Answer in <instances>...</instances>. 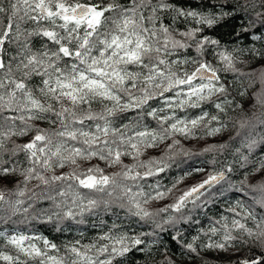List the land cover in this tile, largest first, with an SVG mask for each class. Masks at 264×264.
<instances>
[{
  "label": "clouds",
  "instance_id": "clouds-1",
  "mask_svg": "<svg viewBox=\"0 0 264 264\" xmlns=\"http://www.w3.org/2000/svg\"><path fill=\"white\" fill-rule=\"evenodd\" d=\"M119 2L123 4L121 0ZM19 7L20 11L13 17L12 5L8 3L3 14H9L19 24L26 23L23 6ZM137 8L134 18L136 31H139L144 24L139 12L148 9V4ZM258 13H264V9L248 13L252 17L250 29L260 25L264 18L258 17ZM159 15L162 24L164 17L168 22L172 21L171 13L160 12ZM119 18V12L113 13L109 23L98 34L107 33L110 38L117 31ZM3 26L0 20V28ZM226 29L209 32L208 35L223 40L231 50L233 38L229 37ZM194 31L198 32V29L190 19H176L170 28L171 36L188 47L165 58L180 60L179 64H172V69L180 74L181 79L185 72L191 74L207 62L218 74L216 84L223 90L209 94L210 82L207 80H194L183 89H174L187 92L188 89L203 87V97L198 98L194 92L190 102L181 96L165 103L160 93L168 87L167 81L163 87L154 88L144 85L143 76L138 77L135 85L107 81L113 89L111 99L85 90L80 95L86 98L73 102L60 91H51L56 87L57 69L45 61L40 72H43V79L50 80L48 85L42 83L39 75L25 77L27 90L38 102L33 104L23 92H16L14 100L9 96L11 89L7 78L20 79L23 73L13 67L10 73L3 74L0 177L4 178L0 179V232L6 236H31L26 233H38L42 229L53 233L86 229L115 231L122 224L130 228L135 222L138 227L150 229L140 232L142 234L154 233L157 236L180 231L185 235L188 228L170 225L168 215L171 213L159 212L158 209L175 204L191 187L209 175L221 172L224 173L222 181L203 190L195 204H186L179 213L189 218L185 223L197 230L208 220L209 213L221 214L224 205H227L225 211L229 213L237 200L251 213L247 220L249 226L264 216V192L258 190V186L264 184V162L257 163L264 161V151H261L264 147V57L234 51V69L229 68L226 61L213 55V51H225L223 48L210 51L205 47L201 54H196L200 39L198 35H192ZM163 55L153 52L146 54L145 58L154 63L158 56ZM185 60L189 62L185 63ZM90 62L83 61L81 67L86 68ZM56 63L67 76L64 62L58 60ZM119 66L135 73H147L138 65L121 63ZM144 87H148L153 98L151 101L144 97ZM141 102L142 107L138 106ZM217 104L220 108L216 107ZM9 107L15 112L13 119L6 115ZM150 112L156 115H149ZM194 119L195 124L192 123ZM177 120L185 122L188 135L178 130L179 124L177 130L172 129L171 124ZM215 128L219 131H214ZM36 136L44 139L37 142L34 150H26L23 145ZM212 144L216 147L206 152L205 149ZM170 145H174L171 150ZM249 145L253 147L249 149ZM117 153L119 159L116 158ZM194 165L206 171L196 175ZM93 175L106 176L108 182L94 187L80 183ZM137 205L153 215L147 219L137 216ZM233 235L240 240L248 239L242 233ZM34 243L42 244V241ZM177 244L181 245L182 251H187L182 241L177 239ZM237 250L230 248L228 252ZM199 252V257L191 258L163 250L159 257L154 253L148 258V264H158L168 257H174L178 264H204L206 251L200 248ZM0 253L14 258L19 256L28 264H36L7 239L0 244Z\"/></svg>",
  "mask_w": 264,
  "mask_h": 264
},
{
  "label": "snow or ice",
  "instance_id": "snow-or-ice-1",
  "mask_svg": "<svg viewBox=\"0 0 264 264\" xmlns=\"http://www.w3.org/2000/svg\"><path fill=\"white\" fill-rule=\"evenodd\" d=\"M8 3L12 5L13 17L20 11L19 6L22 5L27 20L32 21L37 27L31 31H21L19 23H15V25L9 23L6 30H0V99H3L5 91L3 74L10 73L15 67L17 72L23 73V76L20 79L7 78V84L11 89L9 96L14 100L16 92H23L33 104H38L31 97V92L27 90L25 77L33 74L39 75L42 78V83L48 85L50 80L43 79V72H40L45 61L48 62L49 66L57 69L56 87L52 88L51 91H60L62 95L69 96L73 102L85 99L86 97L80 95L85 90L88 93L98 94L105 99H111L113 89L107 81L135 85L139 76H143L144 85H151L154 88L163 87L167 81L168 87L160 93V97L165 100V103L181 96L190 102L194 92L198 94V98H202L203 87L188 89L187 92L174 91V89H183L186 85H191L194 80L209 81L210 86L207 88L209 94L213 91H222L223 88L216 84L219 79L218 74L207 62L202 63L191 74L185 72L183 79L180 78L179 73L173 72L172 64H179L180 60L173 61L165 57L172 55L174 51L188 47L171 36L170 28L178 18L190 19L198 29V32L192 33L193 36L198 35L200 39V47L196 50L197 55L201 54L205 47H208L210 51L223 48L225 51H213V55L219 56L222 61L227 62L229 68L233 69L232 53L234 51L248 52L250 55L258 54L264 57V47L259 49L247 46L237 47L235 44V41L245 36H251L253 41H264V32L261 35H253L250 31L252 21L247 19L249 10L254 12L257 8L264 9V0H199L198 4H193V0H176L175 3L172 0H155V2L153 0H127L123 4L119 0H115V2H108V0H103V2L102 0H14L13 2V0H8ZM145 4H148V9L139 12L144 24L139 31H136L134 17L138 11L137 6L143 8ZM3 8V3H0V14H3ZM116 12L120 13L116 33L110 38L107 33L98 34L102 27L109 23L112 14ZM160 12L171 13L172 21L168 22L167 18L164 17L165 22L162 24ZM257 15L264 17V13ZM8 19L12 20V17H8ZM240 20L244 22L239 23ZM150 24L153 27L150 28ZM260 26L264 28V18L261 19ZM14 27L15 31H13ZM225 27L228 29L229 37L235 38L231 50L223 40L208 35L209 32H216ZM10 33L15 36L17 42L23 40V43L19 45V57L11 60L7 57L6 48V41L8 43L13 42L9 39ZM182 35H186V33H182ZM32 38L42 40L40 48L34 49L30 43ZM188 50L189 52L192 51L190 48ZM153 52L164 55L158 56L154 63L146 61L145 55ZM58 60L64 62L68 69L67 76L58 68L56 63ZM85 60L91 62L86 68H82L81 63ZM187 62L189 61L185 60V63ZM121 63L138 65L140 68L146 69L147 73L127 71L119 66ZM142 91L147 101L153 99L148 87H144ZM177 102L182 104L184 101ZM138 106L142 107L143 102ZM216 107L220 108V105L217 104ZM6 115L13 119L15 112L9 107ZM149 115L155 116L156 113L150 112ZM169 119L171 120V118ZM195 122L194 119L192 123L195 124ZM177 124L180 125L178 129L180 132L185 135L189 134L187 125L180 120L171 124L174 131L177 130ZM104 131L106 132L107 128ZM214 131H219V128H215ZM43 139V136H36L23 147L26 150H34L37 142ZM173 146L170 145L169 150ZM215 147L216 145L212 144L205 151H211ZM248 147L251 149L253 145ZM261 151H264V147L261 148ZM116 158L119 159V153H117ZM260 162L264 161H257V163ZM7 167L5 165V168ZM194 168L196 175L206 171V169L195 165ZM160 171L163 172V169ZM3 178L0 177V179ZM59 178L62 177H54V179ZM223 179V172L209 175L206 180L186 191L175 204L160 208L158 211L171 213L168 215L170 225L179 224L181 228H188L191 232L193 229L185 223L189 218L179 215V213L185 209L186 204H195L203 190L210 185L218 184ZM107 182L108 177L94 175L80 181L81 184L88 187ZM258 190L264 192V184L259 185ZM229 213L230 215L218 213L219 218L212 219L207 228L201 223L197 233L191 235L190 240H186L184 235L177 231L175 240L182 241L183 247L187 251H182L181 245L176 244V252L181 256L196 258L200 256V248H204L206 252L217 250L228 253L230 248H238L239 250L235 252H239L241 246L256 243L264 249V216L254 220L253 224L249 226L247 220L251 218V213L243 207L239 200L235 201V206L229 209ZM135 214L144 219L153 215V213L140 208L139 205H137ZM152 222L155 223V221ZM118 229L104 231L93 243L81 245L79 240L70 242L64 246V254H61V247L57 243L43 236H25L23 234L6 236L0 232V240L7 239L8 243L17 248L25 257L36 261V264H123V260L119 258L131 255L134 251L146 255L148 258L153 256L152 245L149 244L145 247V237L155 239L154 233L142 234L139 232L130 235L127 231H118ZM237 232L242 233L248 239H238L233 235ZM34 241H42V244L34 243ZM164 252H173V250L165 248ZM155 254L158 257L161 255L160 248L155 249ZM0 262L2 264H28L27 260H22L19 256L14 258L12 255L4 253H0ZM145 264H148V259L145 260ZM158 264H178V262L174 260V257H168L158 261ZM204 264H209V261L205 259ZM232 264H264V251L247 258H238Z\"/></svg>",
  "mask_w": 264,
  "mask_h": 264
},
{
  "label": "trees",
  "instance_id": "trees-1",
  "mask_svg": "<svg viewBox=\"0 0 264 264\" xmlns=\"http://www.w3.org/2000/svg\"><path fill=\"white\" fill-rule=\"evenodd\" d=\"M122 3L127 2V0H121ZM172 2H176V0H172ZM199 0H193V4H198ZM3 6L4 7H8V0H4L3 2ZM179 6V5H178ZM192 6V5H189ZM259 9V8H257ZM252 11L249 10V13H251ZM21 15H23V13L21 12ZM33 15H35V13H33ZM242 15V14H241ZM9 14H0V20L3 21V27L0 28V30H6V26L9 23H12L13 25H15V23H17V21L15 19L9 20L8 19ZM251 15L247 16V19H251ZM27 20V18H26ZM243 20H240L239 23H243ZM44 24H46L47 22H42ZM36 25L30 21L27 20L26 23H22L20 24V30L21 31H25V30H30L32 28H34ZM237 29L238 26H237ZM228 30V29H226ZM15 31V27L14 30ZM250 31L252 32L253 35H261L262 32H264V28H261L260 25H258L255 28H251ZM233 41L235 40L234 37ZM9 39L12 40V43H8L6 41V48H7V57L9 58V60H11L12 58H18L19 57V52H20V48L19 45L21 43H23V40L21 39V41L17 42L15 40V36L10 33L9 34ZM30 43L34 46V49L36 48H40L41 47V43L42 40L40 38H32ZM236 46H240V47H256V48H261L264 47V41L262 40H256L253 41L251 36H245L242 37L240 40L235 41ZM227 208V205H224V207L221 209V214L223 215H230V213H227L225 211V209ZM218 219L219 216L216 213H209V218L208 220H206L203 225L204 227L212 220V218ZM107 229H86L84 231H73V230H66L63 233H53L49 230L46 229H42L40 232L38 233H26L28 235L31 236H43L46 237L50 240H52V242L57 243L60 247H61V254L63 253V249L64 246L70 242H73L75 240H79L81 242V245L83 244H89V243H93L96 238L100 235L103 234L104 231H106ZM198 230V229H197ZM197 230H192L191 232H189V230L187 232H185V239L186 240H190L191 239V235H195L197 233ZM118 231H127L130 235H134L136 233L142 232V231H150V229L146 228V227H138L136 225L135 222L132 223L131 227L129 228L128 226L122 224L121 227L118 229ZM175 241V243H174ZM3 241L0 240V244H2ZM149 244L152 245L153 247V254L155 253V249L156 248H160L161 251H163L166 247L167 248H171L173 250V252H176V244H177V240H175V234L171 233V234H164L161 233L159 235H157L155 237V239L153 237H145V247H147ZM211 251H215V250H211ZM261 251H264V249L260 248L256 243H250L248 245H243L241 246V251L239 252H233L230 254H227L224 258H218V257H206L205 259L209 261V264H232L233 261H235L238 258H247L248 256H252L254 254H258ZM209 252V251H207ZM206 252V254H208ZM178 253V252H177ZM121 260H123V264H145V260L148 259V257L140 252H133L131 255H127L125 257L119 258ZM0 264H2V262H0Z\"/></svg>",
  "mask_w": 264,
  "mask_h": 264
},
{
  "label": "rangeland",
  "instance_id": "rangeland-1",
  "mask_svg": "<svg viewBox=\"0 0 264 264\" xmlns=\"http://www.w3.org/2000/svg\"><path fill=\"white\" fill-rule=\"evenodd\" d=\"M208 254H205L206 257H218V258H224L227 254L233 253V252H228V253H223L219 252L217 250L215 251H209L207 252Z\"/></svg>",
  "mask_w": 264,
  "mask_h": 264
}]
</instances>
